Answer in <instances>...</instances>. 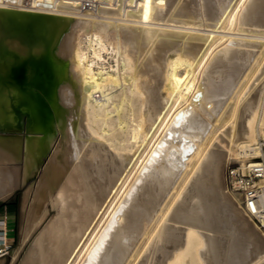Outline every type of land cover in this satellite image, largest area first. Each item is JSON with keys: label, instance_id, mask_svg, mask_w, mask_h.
<instances>
[{"label": "bare ground", "instance_id": "obj_1", "mask_svg": "<svg viewBox=\"0 0 264 264\" xmlns=\"http://www.w3.org/2000/svg\"><path fill=\"white\" fill-rule=\"evenodd\" d=\"M27 6L0 0V199L38 176L24 190L23 242L49 206L57 217L22 264H264V229L220 170L231 157L264 166V0ZM239 18L263 31L236 29ZM226 112L227 137L201 166Z\"/></svg>", "mask_w": 264, "mask_h": 264}, {"label": "rangeland", "instance_id": "obj_2", "mask_svg": "<svg viewBox=\"0 0 264 264\" xmlns=\"http://www.w3.org/2000/svg\"><path fill=\"white\" fill-rule=\"evenodd\" d=\"M23 3H24V1H23ZM25 5V4H24ZM194 5V4H193ZM25 6H27V5H25ZM27 7H30L29 5L27 6ZM242 14V13H241ZM203 15H204V17L202 16V14H201V16H199L200 17V20H199V17H198V21H202V22H205L204 20H207L206 21V23H210V24H215L214 22L217 20V19H213V18H211V17H209L207 14H205V13H203ZM201 18H202V20H201ZM209 18H211V19H209ZM194 21H196V17H195V19L194 18H192ZM191 20V19H190ZM218 20H219V22L218 21H216V22H218V24L220 23V21L222 20V19H219L218 18ZM239 20H240V18H239ZM213 22V23H211V22ZM240 21H241V23H240ZM240 21H238L237 23H236V29H240V30H243V31H245V32H248V33H261V31H263V28H261L259 25H250V23H248V22H245V21H243V20H240ZM244 23V24H243ZM217 24V23H216ZM221 24V23H220ZM239 24H241V25H243L241 28H240V26L241 25H239ZM245 25V26H244ZM239 26V27H238ZM251 26L253 27V29H250L251 28ZM248 27H250L249 29H248ZM254 27H256L255 29H254ZM258 27V28H257ZM78 28V27H77ZM76 28V29H77ZM82 28V26L81 27H79L77 30H75V32L73 33L74 35L72 36L73 37V39H71V41L70 42H72L73 41V43H69V48H71L72 50L75 48V46H76V41L77 40H79V39H81V38H84V37H86V34L85 33H87L86 32V30L88 31V29H86L85 30V28L84 29H81ZM246 28V29H245ZM261 29V31H260V29ZM80 29H81V31H80ZM258 29V30H257ZM83 30H85L84 32H83ZM90 30V29H89ZM252 30V31H251ZM79 32V33H82L81 35H83V36H81L79 33H77V32ZM238 31V30H237ZM255 31V32H254ZM77 35H79V36H77ZM76 36V37H75ZM75 37V38H74ZM79 37H81V38H79ZM76 39V40H75ZM75 41V42H74ZM75 44V45H74ZM224 42L222 43L221 42V45L219 46V52H221L220 50H222L223 48V46H224ZM227 45V44H226ZM222 46V47H221ZM251 47V46H250ZM250 47H248V48H250ZM222 48V49H221ZM254 47H251V49H253ZM224 49H225V47H224ZM222 51H224V50H222ZM105 54V56H107V54L106 53H104ZM113 57L110 55H108L107 56V60H108V62H110V63H114V59H112ZM263 62V63H262ZM213 63V64H212ZM211 64H209V66H210V68H209V66H207L205 69H206V71L204 70L200 75H199V82H200V78L201 77H205V76H203L204 74L206 75V74H208L209 72H210V70H211V68H213V65H214V63L215 62H212ZM260 67L263 69V66H264V58H263V60L260 62ZM208 68L210 69V70H208ZM261 68H259L258 67V69L256 70V74L253 76V78H254V80L258 77V75H259V73H260V70H261ZM208 70V71H207ZM181 73H183V71H181ZM203 74V75H202ZM201 76V77H200ZM256 76V77H255ZM253 78H252V82L254 81L253 80ZM205 79V78H204ZM204 79H202L201 78V81L202 80H204ZM205 81V80H204ZM251 82V83H252ZM202 83V82H201ZM204 83V82H203ZM246 88V90H247V87H245ZM197 91V90H196ZM63 95H64V93H63ZM66 98H65V102H67L68 103V97H67V95L65 94L64 95ZM63 96V97H64ZM63 97H62V101H64V99H63ZM208 105H209V107H208ZM207 105V107H208V109L209 110H212L211 108H216V106H217V104L215 103V105H214V102H212L211 104L209 103ZM212 106V107H211ZM226 115H225V118H223V116H222V119L221 120H224V119H227L228 120V122L230 121H232L231 119H230V117H229V114H228V118H226V116H227V112L225 113ZM204 118H206L208 121L207 122H209V121H211L210 120V118L207 116H204ZM221 120H219V121H217V122H215L214 123V127H215V129H213V131H212V134H216L217 133V136H219V137H217L216 135H212L211 134V142H213L212 140H214L215 142H213V145H211V143L209 142L207 145H208V147H210V148H208L207 147V145L205 146V149L203 148V150H204V153H203V155H204V158L203 159H201V166L202 165H206V163H207V158H208V154H209V152L212 150V149H214L215 147H217V146H219V144H220V146H221V142L219 143L218 141H220L223 137H227V135H226V133H225V131H227V132H229V129H230V122H229V124H228V122H227V120H225V121H222L221 122ZM223 122H224V126H223ZM220 123V124H219ZM221 123H222V128H220L221 126H219V125H221ZM232 123V122H231ZM226 124H228L227 126H229L228 127V129H227V126H225ZM217 125V126H216ZM216 128H217V131H216ZM226 130H225V129ZM224 129V130H223ZM222 130H223V132H222ZM216 132V133H215ZM221 132L223 133L222 135L223 136H221L220 134H221ZM225 134V135H224ZM212 137L214 138V139H212ZM217 137V138H216ZM220 137H221V139H220ZM84 141L86 140V139H83ZM216 140H218V141H216ZM91 141V143H90V145L91 144H94L95 146H97V151L99 152V153H101V152H103L102 150H100V148H99V142H97V141H95V140H90ZM218 142V143H217ZM259 142H261L260 143V146H261V149H262V151H264V145H262V143L264 142L263 141V138L262 139H260L259 140ZM213 147V148H212ZM208 148V149H207ZM85 150V149H84ZM221 150H223V149H221ZM206 151H208V152H206ZM98 152H96V153H98ZM206 152V153H205ZM223 152V151H222ZM208 153V154H207ZM207 154V155H206ZM91 156L90 157H92L93 155L92 154H90ZM207 157H206V156ZM223 156V155H222ZM262 157H264V152H262ZM261 157V158H262ZM92 159V158H91ZM90 159V160H91ZM196 160L198 159V157H196L195 158ZM193 160V162H191V166H193V164L194 163H196L195 161L196 160ZM204 162H203V161ZM260 161V160H259ZM193 163V164H192ZM203 163H205V164H203ZM240 160L239 159H235V157H231V159H229L228 158V160L226 159V162L221 166V165H219V169L222 167V169H220L221 170V172H223V173H221L220 172V170L218 169V172H216V174H217V176L215 177V175L216 174H211V175H209V177H215L216 178V181L217 180H219L221 177L219 176V174L221 173V174H223L224 175V178L226 177V171H227V167H229V166H233V165H240ZM201 166H199V170L201 171V169L200 168H202ZM221 166V167H220ZM191 169V167L189 168V170ZM223 170V171H222ZM194 173H196V174H193L192 175V177H190L191 179H189L188 181L189 182H191V180H194V179H196V177H198L200 174H201V172L199 173L198 172V169L197 170H195V172ZM197 175V176H196ZM222 175V176H223ZM196 176V177H195ZM218 176L220 177V178H218ZM195 177V178H194ZM37 178H38V176L37 175H35L33 178H31L30 179V181L28 182V183H26V184H23V185H21L20 187H18L15 191H14V193L9 197V198H7V199H5V200H2V199H0V215L1 214H3V215H6V216H11V217H9V223H10V225H11V229L13 230L12 231V237H13V241H14V245H13V248H12V251H11V253L7 256V257H5V258H3V259H1V261L3 262L2 264H22V262H24L25 260H26V258H27V256H28V254H29V252H30V250H31V246H32V243H33V241H34V239H35V237L41 232V230L49 223V222H51V221H53L56 217H57V210L56 209H54V208H52L51 206H49L48 207V213H47V216H46V218L40 223V225L38 226V229H36L33 233L34 234H32V236L30 237V238H28L27 239V241L26 242H23V236L21 235L22 234V228H23V198H24V193H25V191L30 187V186H32L36 181H37ZM109 179H112L113 180V178H109V177H106V179H105V181L104 182H108V180ZM159 179V178H158ZM180 179V180H179ZM178 180V183H177V181L175 182V183H177V184H175V185H177V186H179L180 185V187H179V192L177 193V195H176V197L177 198H179V200H181V198H182V195H183V193H180V192H182V191H184L185 192V188H186V186H187V184H186V186H185V182L183 181L184 180V178H179ZM182 179V180H181ZM180 181H182V182H180ZM188 181H186V183L188 182ZM104 182H102V183H104ZM188 182V183H189ZM226 182H227V180H226ZM182 183V184H181ZM221 185V187L219 186V184ZM155 184V185H154ZM179 184V185H178ZM228 184V183H227ZM151 185V187L153 188V190H154V192H156V193H158L156 190H157V185H156V182H155V179H152V183L150 184ZM174 185V182H171L170 183V188H172V187H176ZM181 185L182 186H184V188H182L181 187ZM24 186V187H23ZM172 186V187H171ZM217 186H218V188H219V190H220V192L222 193V194H224L225 195V190L224 191H222L223 190V188H222V184L220 183V180L219 181H217ZM156 187V188H155ZM180 188H182V189H180ZM228 189L229 190H232L229 186H228ZM25 190V191H24ZM233 191V190H232ZM178 194L180 195V197L178 196ZM171 195H169L168 197L167 196H163L162 197V207H163V205L166 203V202H164V201H167V199H169V197H170ZM176 198V199H177ZM13 202H16L17 203V205H16V207H11V206H9L8 204H10V203H13ZM177 203H178V199H177V201H176ZM176 203V204H177ZM166 220V219H165ZM167 221V220H166ZM165 222V221H164ZM166 224H168V221L166 222ZM264 229V228H263ZM23 242V244H21V242ZM148 243V242H147ZM139 245L141 244V243H138ZM146 244V243H145ZM144 243H143V245H144V247H143V249H142V247H141V245H140V247H141V249H142V257H143V255L145 256V255H147L148 254V252H149V250H147V248L149 249V247H148V244H146L145 245ZM22 245V246H21ZM31 245V246H30ZM29 247V248H28ZM137 247H139V246H137ZM140 247H139V249H140ZM148 252H147V251ZM16 251H18L17 253H16ZM12 261V262H11ZM137 262V261H136ZM134 264H137V263H134Z\"/></svg>", "mask_w": 264, "mask_h": 264}, {"label": "built area", "instance_id": "obj_3", "mask_svg": "<svg viewBox=\"0 0 264 264\" xmlns=\"http://www.w3.org/2000/svg\"><path fill=\"white\" fill-rule=\"evenodd\" d=\"M25 5L33 6L34 0H23ZM42 1V0H41ZM40 2V1H39ZM81 13L97 12L102 6H114L122 3L127 6L128 0H69ZM264 164L263 160L258 161ZM264 166L256 167L252 164L233 165L227 167L226 180L228 186L239 189L243 194V203L247 211L252 215L255 222L264 228V208L260 207V202L264 203ZM236 186V187H235ZM264 205V204H263ZM9 217L0 215V260L7 257L13 248L12 227Z\"/></svg>", "mask_w": 264, "mask_h": 264}, {"label": "trees", "instance_id": "obj_4", "mask_svg": "<svg viewBox=\"0 0 264 264\" xmlns=\"http://www.w3.org/2000/svg\"><path fill=\"white\" fill-rule=\"evenodd\" d=\"M8 205L11 206V207H16L17 203L16 202H13V203H10Z\"/></svg>", "mask_w": 264, "mask_h": 264}]
</instances>
